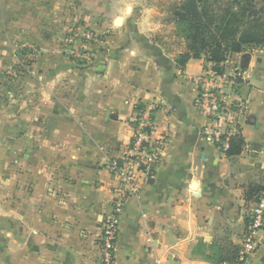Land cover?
<instances>
[{"label":"crops","instance_id":"crops-1","mask_svg":"<svg viewBox=\"0 0 264 264\" xmlns=\"http://www.w3.org/2000/svg\"><path fill=\"white\" fill-rule=\"evenodd\" d=\"M170 2L0 0V264H97L118 186L108 160L128 144L137 103L156 104L167 142L121 207L114 264H221L222 240L240 249L243 189L264 180V46L228 57L249 103L241 151L224 154L194 104L205 58L175 62L185 43ZM74 25L104 42L86 65L65 47ZM258 236L243 264H264Z\"/></svg>","mask_w":264,"mask_h":264},{"label":"built area","instance_id":"built-area-1","mask_svg":"<svg viewBox=\"0 0 264 264\" xmlns=\"http://www.w3.org/2000/svg\"><path fill=\"white\" fill-rule=\"evenodd\" d=\"M75 26V25H74ZM76 42H78L76 44ZM67 53L72 58L90 61L89 46H102L103 39L87 28L75 26L64 38ZM226 58L212 68L208 64L204 72L195 79L197 94L194 104L205 117L204 137L220 152L226 154L230 139L241 135V118L248 112V99L241 96L242 83L239 70ZM21 65L24 66L21 61ZM156 104L137 103L130 118L132 134L127 145L121 148L120 156H111L108 167L118 179L116 196L104 210L97 236L99 258L97 264H114L119 215L124 201L137 192L138 173L145 174L160 157L167 137L155 134L154 113ZM248 224L245 227L238 256L235 261L221 264H243L248 254L259 244V231L264 229V192L259 200L247 210Z\"/></svg>","mask_w":264,"mask_h":264},{"label":"trees","instance_id":"trees-1","mask_svg":"<svg viewBox=\"0 0 264 264\" xmlns=\"http://www.w3.org/2000/svg\"><path fill=\"white\" fill-rule=\"evenodd\" d=\"M258 0H176L170 6V19L175 32L183 38L184 49L175 62L182 68L191 58L203 56L212 68L234 53L246 47L264 46V5ZM100 50H104L99 46ZM20 50L19 57L24 65L30 59ZM81 65L83 60L72 58ZM244 141L241 135L230 139L227 155L238 154ZM264 176V175H263ZM264 179V177H263ZM264 192V180L248 183L243 189V199L248 207L259 200ZM248 219L245 217V226ZM238 246L222 240L218 263L235 261Z\"/></svg>","mask_w":264,"mask_h":264},{"label":"rangeland","instance_id":"rangeland-1","mask_svg":"<svg viewBox=\"0 0 264 264\" xmlns=\"http://www.w3.org/2000/svg\"><path fill=\"white\" fill-rule=\"evenodd\" d=\"M174 1H176V0H171V2L168 3V4H170V5L167 4V6H171V3L174 2ZM258 1H259V4H258L257 6H263V5H264V0H258ZM248 209H249V208H248ZM248 209H247V210H248Z\"/></svg>","mask_w":264,"mask_h":264},{"label":"water","instance_id":"water-1","mask_svg":"<svg viewBox=\"0 0 264 264\" xmlns=\"http://www.w3.org/2000/svg\"><path fill=\"white\" fill-rule=\"evenodd\" d=\"M120 22V18L117 20V23H119Z\"/></svg>","mask_w":264,"mask_h":264}]
</instances>
